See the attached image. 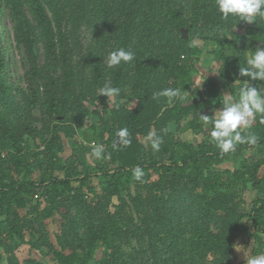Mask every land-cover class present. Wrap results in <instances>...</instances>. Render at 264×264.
Returning a JSON list of instances; mask_svg holds the SVG:
<instances>
[{"label": "trees", "instance_id": "16d2710c", "mask_svg": "<svg viewBox=\"0 0 264 264\" xmlns=\"http://www.w3.org/2000/svg\"><path fill=\"white\" fill-rule=\"evenodd\" d=\"M23 1L35 42L24 40L29 70L20 103L7 77L0 34V264L4 255L7 264H20L15 255L20 245L37 252L47 249L48 263L31 259L25 264H127L123 250L146 242L151 264H232L244 220L253 230L244 237L263 243L264 179L257 183V176L264 161L245 160L239 169H219L233 154L264 151L262 116L257 115L254 126L242 133L254 134L256 144H237L235 151L221 153L209 134L211 122L209 130L201 126L200 114H205L197 100H203L211 116L215 103L223 100L222 92L215 83L196 90L192 79L202 54L196 42L214 43L211 53L218 78L236 96L247 79L239 76V67L257 46L264 48V19H257L254 27L233 18L224 20L215 0H191L186 18L174 0ZM79 19L99 42L83 72L74 66L67 35V26L76 28ZM242 25L244 35L239 34ZM110 38L115 41L113 51L131 49L134 61L107 68L103 41ZM36 42L42 47L41 60ZM105 84L121 90L108 115L87 106L104 98L98 91ZM166 88H179L190 97L171 102L167 97L154 98ZM126 90L136 101L134 108L121 103L129 98ZM36 109L41 111L38 129ZM7 111L16 121L6 116ZM94 115L104 151L92 172L77 149L63 157V137L74 139ZM172 125L205 139L183 142ZM123 128L129 132L128 145L120 144L116 136ZM150 132L162 138L159 151L146 141ZM137 168L158 179L139 187L127 201L124 188L141 182L133 179ZM251 183L259 195L250 211L242 213L234 195ZM115 198L117 205L112 204ZM61 208L70 224L54 244L44 224ZM99 247L105 250L101 259L96 255Z\"/></svg>", "mask_w": 264, "mask_h": 264}, {"label": "rangeland", "instance_id": "374dc122", "mask_svg": "<svg viewBox=\"0 0 264 264\" xmlns=\"http://www.w3.org/2000/svg\"><path fill=\"white\" fill-rule=\"evenodd\" d=\"M23 0H2L0 2V34L2 36L3 46L5 48L6 53V60L8 63L7 69V77L12 85V94L15 97L16 103H20V97L22 93L26 89L25 84V77L26 73L29 70V62L27 53L25 50L24 40L30 38L35 42L34 36L32 35L31 31V17L28 13L26 5L23 4ZM174 4H177V8L182 10L185 13V18L190 16V7H191V0H174ZM78 21L79 24L76 25V28H73L72 25L67 26L68 37H69V44L73 48V61L74 66L77 68L78 71L83 72L86 64L90 63L91 55L90 53L96 52V45L99 42L94 40V35L88 31V27L86 22H81V19ZM248 26L254 27L256 25V21L253 23H246ZM57 23L55 22V27ZM239 34L244 35L246 33L244 25L239 28ZM196 44L201 48L202 54L200 56V61L197 64V71L193 73V77L201 76L203 85L201 88L196 90H207L210 88L211 85L214 83L219 86L220 91L223 95L230 93L229 89H227L226 82L223 80H219L218 78V65L214 61V57L211 53L213 47H215L214 43L207 42H196ZM37 45V46H36ZM35 48L40 60L42 59V47L41 44L36 42ZM104 49L107 52V57L110 52L113 51L115 46V41L110 39H105L103 41ZM263 48L262 45H259L255 48ZM251 54V53H250ZM248 54V56L250 55ZM107 57L105 59V66L109 68ZM204 76H202V75ZM126 95L130 96V90L125 91ZM183 99L179 98L181 101H186L190 96L189 94H181ZM223 100L216 102V108L213 109V112L221 108L223 106ZM121 103H125L128 107L134 108L136 105V101L133 98H125L121 100ZM198 107L202 110L205 115H209L210 110L204 109V102L201 99L197 100ZM114 105L113 97L107 98L104 96L103 99L97 100L95 106H91L87 104L88 107L92 111H97L98 113L105 112L107 115L110 113ZM6 116L9 117L12 121H16V116H12L9 111L5 112ZM34 125L38 129L41 127V111L40 109H36L34 111ZM201 126L204 130H209V123L205 124L204 122H200ZM255 121L252 123L251 127H253ZM96 125L97 129L93 130L92 126ZM250 127V128H251ZM249 128V129H250ZM171 130L177 136V138L183 142H195V141H202L205 139L203 135L195 136L190 130L185 132H179L178 128L176 129L175 125L171 126ZM248 130V129H247ZM63 145H64V153L63 157L66 159L71 156L74 149L84 155L86 157V166L88 169L95 172L96 161L97 158L91 155V152H87V148L93 149L94 146L102 145L101 138H100V128L97 116H91L87 122L85 127L78 131L76 137L74 139H66L63 137ZM263 160L264 161V151H250L244 152L243 155H231L227 162L219 166L220 170H236L239 169L243 161H256V160ZM258 181L264 179V165L258 173ZM133 179L136 180V176H133ZM158 176L148 171L143 173L140 177L141 182L134 183L132 185H127L123 192L122 196L125 197L127 201H129V197L134 195L135 191L140 187L143 188L147 183H151L157 181ZM137 181V180H136ZM93 185L97 187L98 180H93ZM256 184L251 183L246 186V188H242L239 190L235 195V203L242 213H248L252 207V202L258 197L259 192H257L255 188ZM93 197H91L88 201L92 202ZM113 205H117V199L112 200ZM34 205V203H33ZM31 205V206H33ZM44 206V205H43ZM132 208L128 207L127 212L133 213L135 219L136 215L135 212H132ZM110 211L113 212V208H110ZM25 213V212H23ZM69 219L66 217L64 208L60 209V212L56 214V216L52 219H49L45 222V230L50 236L52 243L55 244V237L57 235H62L66 231V227L69 225ZM211 231L215 232L213 226L211 227ZM244 233H253L251 226L248 224L247 220L242 221V230L237 234L234 250H233V261L232 264H246V255H256L259 253H264V240L263 243H258L253 240H249L248 238L244 237ZM27 239L31 240V237L28 233H26ZM264 239V238H263ZM15 243H18L15 240ZM152 244H155L152 243ZM143 246L145 249V253L141 254L139 249ZM149 244L136 245L135 249H124L123 250V260L127 262V264H151L149 260L151 252L148 251L146 247ZM104 249L99 247L97 250V258L101 259ZM45 253V254H44ZM47 254V249L43 248L41 252L34 251L30 246L20 245L17 248L15 255L17 256L18 261L20 264H25L28 260H36L39 262L48 263L49 258L45 257ZM246 254V255H245ZM8 256H3V264H7ZM210 261V259H209Z\"/></svg>", "mask_w": 264, "mask_h": 264}, {"label": "clouds", "instance_id": "9594fccd", "mask_svg": "<svg viewBox=\"0 0 264 264\" xmlns=\"http://www.w3.org/2000/svg\"><path fill=\"white\" fill-rule=\"evenodd\" d=\"M215 7L224 20L233 18L239 22L253 23L257 19H264V0H215ZM134 59L135 53L131 49L124 48L110 52L107 57L109 67L119 66L122 63L130 64ZM239 76L247 79L242 82L236 96L231 93L224 94L221 108L216 109L211 116L200 114L202 122L205 124L211 122L210 137L221 153L225 154L235 151L237 144L254 145L257 143V137L254 134L243 135L242 133L251 127L257 115L262 116L260 123H264V85L251 83L264 82V48H257L251 52L245 65L239 67ZM204 81L201 76H195L192 79V85L199 89ZM120 91L118 87L105 84L99 89L98 95L111 98L117 96ZM157 97H167L169 102L172 98L183 99L179 88H166L155 93L154 98ZM116 136L120 144L130 143L127 128L120 129ZM146 141L155 151H159L163 142L162 138L152 132L148 134ZM103 151V145H97L93 147L91 155L100 158ZM134 173L136 178L140 179L141 169H135ZM246 264H264V253L246 255Z\"/></svg>", "mask_w": 264, "mask_h": 264}]
</instances>
